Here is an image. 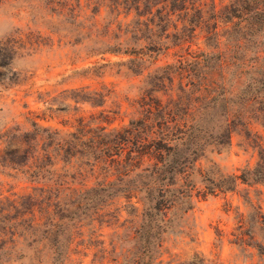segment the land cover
I'll list each match as a JSON object with an SVG mask.
<instances>
[{
    "label": "trees",
    "instance_id": "obj_1",
    "mask_svg": "<svg viewBox=\"0 0 264 264\" xmlns=\"http://www.w3.org/2000/svg\"><path fill=\"white\" fill-rule=\"evenodd\" d=\"M88 1H93V18L102 7L110 18L102 31H95L100 38L109 35V41L89 48L94 56L159 55L200 37L207 51L191 53L187 47L185 56L149 74L136 101V117L121 128L79 126L62 133L31 122V130L10 128L1 134L0 163L42 185L27 197L20 216L16 211L4 218L10 222L7 233L11 242L15 236L22 239L32 264H69L82 229L94 221L106 223L103 210L122 201L132 218L125 238L117 241L129 247L121 262H110L155 264L165 237L182 229L195 193L264 187V139L250 128L255 124L264 130V0H232L220 10L203 0ZM57 4L66 9L70 25L84 27L77 21L80 0ZM20 48L15 38L0 41V69ZM128 63L141 66L137 58ZM74 94L76 104L95 105L90 96L96 93ZM237 130L259 151L253 167L233 175L212 156L228 148ZM87 178L96 180L91 187L84 183ZM247 226L238 244L252 245L264 264L261 206Z\"/></svg>",
    "mask_w": 264,
    "mask_h": 264
},
{
    "label": "rangeland",
    "instance_id": "obj_2",
    "mask_svg": "<svg viewBox=\"0 0 264 264\" xmlns=\"http://www.w3.org/2000/svg\"><path fill=\"white\" fill-rule=\"evenodd\" d=\"M49 1H0V41L12 37L21 46L16 56L0 69V135L10 128L31 130V122L62 133H70L79 126L121 128L136 117V101L147 87L149 74L185 56L187 47L191 53L207 51L200 37L190 46L186 44L159 55L142 52L144 55L137 57L94 56L89 48L109 41V35L100 38L95 32L102 31L110 21L107 11L102 7L93 18V1L80 0L81 17L77 21L83 22L84 27L77 29L66 21V9L57 4L62 0L52 4ZM231 1L202 2L220 10ZM91 25L94 27L89 30ZM115 29L113 24L110 30ZM87 33L92 35L87 38ZM133 58L141 66L129 64ZM75 90L96 93V98L90 96L95 105L76 104ZM250 128L264 139L263 129L255 124ZM261 145L264 149V141ZM4 148L0 140V156ZM258 151L237 130L231 135L228 148L212 158L225 173L240 175L241 170L256 164ZM205 165L202 162L201 167ZM95 181L87 178L84 183L91 187ZM41 187L31 182L21 169L0 163V247L3 248L0 264H32L27 258L32 253L22 239L15 236L11 242L6 229L10 222L4 218H11L16 211L20 216L27 197ZM194 195L193 208L186 215L182 229L165 237L155 264H259L260 258L252 245L242 246L237 240L247 229L248 217L256 207L261 206L264 211V187L239 185L232 193ZM103 212L108 214L106 223L94 221L82 229L83 236L71 246L76 254L69 264H114L111 259L121 262L129 243L117 241V237H124L130 226L131 210L121 201ZM81 240L83 246L76 247Z\"/></svg>",
    "mask_w": 264,
    "mask_h": 264
}]
</instances>
